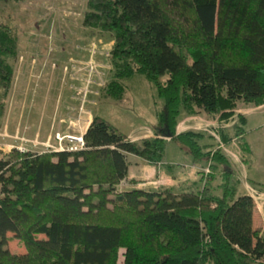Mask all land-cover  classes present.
<instances>
[{
  "label": "trees",
  "instance_id": "1",
  "mask_svg": "<svg viewBox=\"0 0 264 264\" xmlns=\"http://www.w3.org/2000/svg\"><path fill=\"white\" fill-rule=\"evenodd\" d=\"M82 24L113 36L102 95L120 99L124 80L140 74L164 106L150 137L131 139L93 115L80 150L13 147L1 156L0 264H116L119 248L123 264H257L262 227L250 193L229 186L221 148L229 139L214 126L221 140L209 134L218 145L205 150L202 131L176 128L181 112L221 121L239 102L264 104V0H87ZM16 56L17 40L0 24V125ZM167 140L202 167H224L222 193L208 184L213 174L198 191L119 190L127 154L163 164ZM8 233L24 253L8 250Z\"/></svg>",
  "mask_w": 264,
  "mask_h": 264
},
{
  "label": "rangeland",
  "instance_id": "2",
  "mask_svg": "<svg viewBox=\"0 0 264 264\" xmlns=\"http://www.w3.org/2000/svg\"><path fill=\"white\" fill-rule=\"evenodd\" d=\"M86 1L0 0V24L9 27L12 35L17 40V56L13 65L14 82L6 96L5 109L1 117L0 157L9 152L12 147L38 152L52 150L51 147H55L57 144L56 132L53 134L56 143L51 141L49 145L44 146L35 144L33 131L37 126H40L39 122L43 116H45L43 128H47L48 123L52 122L51 119L48 120V116L51 114L50 111L55 110V100L59 96L58 89L55 90L56 95L50 93V100L44 96L46 90L40 92L43 87L45 89L49 87V82L55 83L58 80L59 90L61 91L65 87L70 92L72 90L77 102V105L74 108H68L66 113L70 130L75 129L78 124L85 123L89 115L93 114L102 116L117 127L119 131L131 137L154 131L157 125L156 112L162 110L164 103L163 99L157 95L154 85L143 75L134 74L124 80L125 91L120 99L102 95V90H104L111 77L112 66L109 54L113 36L111 32L99 31V29L82 24ZM31 58L36 59V61H31ZM27 62L32 63L30 67L42 63L41 66L37 65L36 69L30 71L32 73L30 79L23 78L21 72ZM90 66L92 73L89 71ZM41 67H45V69L42 70ZM51 70H54L53 75L50 74ZM88 74L91 77H88ZM88 82L90 83L87 84ZM21 89L24 94L27 92L29 95L23 104L27 107V110L23 113L24 118L21 125L18 126L17 131L19 134L14 135L15 128L13 129V127L16 126L14 116L17 117L18 113L15 111L11 113L10 110L17 108L19 110V106L21 108V99L25 96L21 95ZM92 96L97 97L98 103L95 105H92ZM37 101L41 105H35ZM248 105L242 102L237 103L232 110V115L221 121L218 119V114L213 117L204 112H198L204 114L205 118L203 117V120L205 119L206 122L199 120V115L192 114L194 116L191 119L196 121L192 127L197 128L195 131L204 133L200 144L205 146V150L216 149L217 140L219 142L221 140V136L219 135L220 138L217 136L214 126L219 127L225 133L229 141L227 143L221 141V144L224 146L223 151L229 159V169L232 171L229 186L233 187L237 196L246 191L250 192L254 201V210L260 208L263 210L264 104L247 113L245 110L249 107ZM31 107L33 108L31 109ZM40 113H43V115H40ZM238 115L242 116L245 122L242 123L243 130L241 134L236 135L235 133L238 132L236 125L240 122ZM181 116L182 112L179 118ZM206 116L209 118H206ZM8 119H10V122L7 121ZM11 124L13 125L11 126ZM178 124L179 127L180 124L186 125L183 120ZM199 126H201V130ZM181 129L182 127L180 129L176 128V132H181ZM209 134H213L217 140ZM242 142L247 145L248 154H245L246 151L243 150ZM164 158L173 167L184 164L188 160L186 154L176 143L170 140L166 142ZM242 159L245 160V163H242ZM201 165L202 162H192L191 164L198 183L196 186L192 187L191 176L184 175L185 177L182 178L180 175L174 181L169 180V182H174V186H177L173 189V192L198 191L196 189L205 185L209 180V175L213 174L208 184L211 188H215L216 194L220 195L222 189L221 187L217 189V187L225 182L222 177V171L225 168L218 166L215 171L209 169L210 172L207 174L203 171V175H198L199 173L196 171L201 169ZM205 167L207 166L205 165L203 168ZM184 168L187 169L186 166ZM198 178H200V181L202 179L201 183H199ZM252 179L256 181L254 182ZM183 180L185 181L183 182ZM149 181L151 180L147 179L140 182L149 185ZM158 182L155 183L157 188L161 186ZM150 186L152 185L150 184ZM258 221V219H255L254 222L259 224ZM262 234L264 237V232ZM7 236L9 237L6 244L8 250L13 253L25 252L22 241L14 238L12 233H8ZM123 252V248L118 249L116 264H123ZM256 263L264 264V258Z\"/></svg>",
  "mask_w": 264,
  "mask_h": 264
},
{
  "label": "crops",
  "instance_id": "3",
  "mask_svg": "<svg viewBox=\"0 0 264 264\" xmlns=\"http://www.w3.org/2000/svg\"><path fill=\"white\" fill-rule=\"evenodd\" d=\"M112 44H113V42H112ZM32 60H33V62L36 61V59H34V58H31V61ZM41 62H40V64L37 63L36 66L37 65L41 66V64H42ZM31 64L32 63H29V62L25 63V67L21 71L23 73V78L26 77V79H30V76H32V73L30 71L36 69V66L34 67V65H32L33 67H30ZM40 69L44 70L45 67L44 68L41 67ZM50 74L53 75L54 74V70L53 71L51 70ZM14 76L15 75L13 73L12 85H13V82H14ZM22 81H21V83H23ZM48 85H49V87L46 88V89H45V87H43V88L41 87L42 90L40 92V93H42L43 91L46 90V92H44L45 93L44 96H46L47 99H49V100L51 99L50 96H49L50 93L52 95H56L57 94V93H55L56 89H58V93H59V96H57V98L55 100L56 101L55 102V110L54 111H50L51 114L48 116L49 117L48 120L51 119L52 122L48 123L47 128L46 127L43 128L44 117H45V116H43L42 119L39 122L40 126H37L36 129L33 131V137L35 136V141H34L35 144H39V145L42 144L44 146L45 145L46 146L49 145V143L51 141L53 143H56V141H54V137H53V134L55 132L59 133V134H62V135H64V134H74V135H76V134H79V133H81L83 135V133L86 131V129H87L88 125L90 124V122L92 120V117H93V114L89 115V118H88V120L85 123L78 124L77 126H75V129H71L70 130L69 127H68L67 120H66V117H67L66 113L68 112V108H70V107L74 108V106L77 105V102L75 101V96H74L72 90L70 92V90L67 89L66 87L64 88V86H63L64 89L60 91L59 88H58L59 80L56 81L55 83L49 82ZM39 90H40V88H39ZM20 91H21V95H25L21 99V104H22L21 108L19 106V110H18V108L15 109V110H10L11 113H14V111L16 113H18L17 117L14 116V118H15L14 119L15 120L14 123L16 122V126L13 127V129L15 128L14 135L15 134H19V132L17 131L18 130V126H19V124L21 125V123L23 121V118H24L23 113L27 110V107L23 106V104H24V102H26V100L28 99V96H29L26 91H25L26 92L25 94H24V91L22 89ZM92 97H91V100L93 101L92 105L97 104L98 103L97 97H94V96H92ZM47 99H46V101H47ZM35 105H41V103H39V101H37L35 103ZM89 105L91 106L90 103H89ZM248 106L249 107L247 108V110H245V112H247V113L251 112L252 110H254V109H256V108H258V107H260L262 105L253 106V105L249 104ZM32 108L33 107H31V109ZM196 114L199 115L198 116L199 120H201L202 122L205 121V119L203 120V117L205 118V116H203L204 114H202V113H196ZM40 115H43V113H40ZM156 115H157V112H156ZM98 116H100V115H98ZM192 116H194V115H188L186 113H182V116L179 119H180V121L183 120L184 124H186V125L183 126V124H180L181 126L179 127V124H178L177 128L180 129L182 127L181 131L197 129L195 127H192L193 124L196 123L195 120L191 119ZM206 118H209V117L206 116ZM9 120L10 119H8L7 121L10 122ZM180 121H178V123ZM13 124H11V126ZM201 126H202V124H201ZM201 126H199L200 130H201ZM150 136H153V131H148L147 133H142V135L132 136V137L129 136V137L131 139H140V138H143V137H150ZM65 143H66V141H64V144ZM16 148H18V147H16ZM186 156L188 157V160H186L184 164L178 165L180 167L182 166V168L179 167L180 168L179 169L178 166L177 167L171 166V163L167 162L165 160V158H163V164H150V163L146 162L145 160H142L141 158H139L136 155L127 154V161H128L127 178H126V180L122 181L119 184L118 189L119 190H126V189L128 190V189H132V188H142V189H146V190L170 189V190L173 191V189L177 188V186H174L175 185L174 182H169V180L174 181V180H176L177 176H180V175H181L182 178L185 177L186 175L187 176H191V178H192L190 180L191 181V185H192V187L196 186L198 183L196 181V177H195L194 172H193L194 169L191 168L192 167L191 164H192L193 161L190 158V156H188V155H186ZM185 166L187 167V169L184 168ZM196 172L198 173L199 171L197 170ZM147 179L151 180V181L148 182L149 185H144L143 184L144 182H140V181H143V180L145 181ZM185 180H183V182ZM252 180L254 182L256 181L255 179H252ZM157 181H159L158 183L161 184V186H159L158 188L155 186V183ZM150 184L152 186H150ZM180 192H183V191H180ZM253 219H254V221H255V219L259 220L258 221L259 224H256L255 222L254 223L257 226H261L262 227V233H263L264 232L263 231L264 230V209L262 210V208H260L259 210H254Z\"/></svg>",
  "mask_w": 264,
  "mask_h": 264
},
{
  "label": "built area",
  "instance_id": "4",
  "mask_svg": "<svg viewBox=\"0 0 264 264\" xmlns=\"http://www.w3.org/2000/svg\"><path fill=\"white\" fill-rule=\"evenodd\" d=\"M89 71L92 73L91 66L89 68ZM88 77H91V75L88 74ZM89 83L90 82H88L87 84H89ZM55 138L57 140V144L55 145V147H53V146L51 147L52 150H56V151H63V150L75 151V150H80V149L84 148V146H85L81 133L76 134V135H74V134L61 135V134L57 133L55 135ZM63 141H66V143L64 144ZM221 148L224 149L222 144H221ZM201 169L204 171L205 174L210 172L208 166L205 167V168L201 167ZM250 195H251V193H250Z\"/></svg>",
  "mask_w": 264,
  "mask_h": 264
}]
</instances>
